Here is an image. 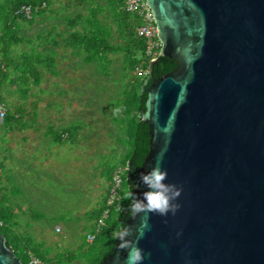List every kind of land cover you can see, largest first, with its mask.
Masks as SVG:
<instances>
[{"label":"water","instance_id":"1","mask_svg":"<svg viewBox=\"0 0 264 264\" xmlns=\"http://www.w3.org/2000/svg\"><path fill=\"white\" fill-rule=\"evenodd\" d=\"M146 1L162 47L141 84L150 149L132 190L159 165L183 191L175 213L129 215V238L143 231L142 264H264V0ZM158 57L177 67L155 77ZM119 243L100 264H129ZM0 264H24L2 232Z\"/></svg>","mask_w":264,"mask_h":264},{"label":"rangeland","instance_id":"2","mask_svg":"<svg viewBox=\"0 0 264 264\" xmlns=\"http://www.w3.org/2000/svg\"><path fill=\"white\" fill-rule=\"evenodd\" d=\"M70 1L54 0L52 10L57 18L37 17L20 35L40 43L39 38L46 37L48 29L64 30L61 15H75V10H81L73 5L65 8L64 3ZM13 48L23 51L28 46L24 43ZM56 50L57 74L44 71L39 83L28 84L12 76L8 91L1 90L7 112L21 109L25 114L12 126L0 124L1 196L7 195L5 205L14 211L24 208L33 218L31 226L39 225L14 231L33 237L46 254V264H93L106 237L94 244H89L86 237L98 218V208L105 204L111 170L122 167L118 159L124 149L116 141L117 126L105 106L108 96L96 93V86L105 77L71 49L60 45ZM109 58L112 70L123 65L120 53L109 54ZM27 86L25 95L22 89ZM76 121L83 126L78 150L76 139L68 143L54 139L62 128ZM120 192H126L124 183ZM29 215L26 218L31 220ZM114 217L107 221L109 226ZM56 225L63 229L61 233L55 232ZM49 254H54L56 261L47 259Z\"/></svg>","mask_w":264,"mask_h":264},{"label":"trees","instance_id":"3","mask_svg":"<svg viewBox=\"0 0 264 264\" xmlns=\"http://www.w3.org/2000/svg\"><path fill=\"white\" fill-rule=\"evenodd\" d=\"M70 2L67 5L64 3L65 8L73 5L80 7L81 10H75V15H61L65 29L57 32L53 28L48 29L47 36L39 38L41 42L38 43L20 34L24 27L34 24L37 17L57 18V13L52 10L54 0H0V93L1 90L8 91L7 84L13 82L12 76L16 81L28 84L30 81L39 83L44 71L57 74L56 48L60 45L71 49L72 53L81 57L86 65H94L96 72L105 77L104 81L96 86V93L107 94L105 106L106 109H110L112 120L117 126L116 141L124 149L121 159L118 160L120 166L126 168L123 183L127 191L134 183V175L141 168L150 149L149 127L139 116L140 111L145 109L146 94L141 90L144 78L137 75L136 67L149 68V62L143 59L145 43L136 34V29L141 24L140 19L136 14L125 10L126 0ZM24 6L31 7L30 17L22 11ZM24 43L28 49L17 51L13 48ZM113 53H120L123 56V65L116 71L112 70V61L109 58V54ZM176 67L175 60L158 57L153 73L155 77H160ZM22 92L27 95L29 87L22 89ZM2 99L5 102L3 95ZM116 108H120L121 111L115 113ZM24 115L21 109L13 114L8 111L0 124L12 126L15 121L22 120ZM82 127L78 122L73 123L62 128L54 139L59 143H68L77 138ZM115 168L110 172V184ZM7 199V195L1 196L0 189V203L2 201L4 203L0 204V219L3 221L0 232L7 237V244L24 264H28L30 253L45 262L46 254L33 237L14 231L11 223L14 213L10 209L11 206L5 205ZM122 199L121 209L113 210L107 219L110 220L115 214L112 225L109 226L107 222L93 242L94 244L100 237H106L103 248L96 254L93 264H100L113 252L116 244L114 230L125 227V220L130 215L128 213L130 200L125 198V195H122ZM105 204L98 208V217Z\"/></svg>","mask_w":264,"mask_h":264},{"label":"clouds","instance_id":"4","mask_svg":"<svg viewBox=\"0 0 264 264\" xmlns=\"http://www.w3.org/2000/svg\"><path fill=\"white\" fill-rule=\"evenodd\" d=\"M114 111L119 113L121 109L116 108ZM167 178V169L159 165L146 172H141L140 179L147 190L140 197L132 190L135 187V184H132L131 188L125 192V198L130 200L128 213L133 217L141 212H155L164 216H167L169 211L175 213L181 207L177 198L181 195L183 189L174 183L168 182ZM130 232L129 227H123L114 230V236L120 241L118 246L121 249L129 250L127 257L129 264H142L145 255L144 250L138 246V241L140 236L143 235V231L135 239L129 238Z\"/></svg>","mask_w":264,"mask_h":264},{"label":"built area","instance_id":"5","mask_svg":"<svg viewBox=\"0 0 264 264\" xmlns=\"http://www.w3.org/2000/svg\"><path fill=\"white\" fill-rule=\"evenodd\" d=\"M125 10L136 14L140 19V25L136 29V34L141 38L144 43V55L143 59L147 60L149 63L155 57H157L161 50V41L158 37V29L155 24L154 14L149 7L146 0H126ZM22 11L28 16H31V7L24 6ZM136 73L139 77L146 78L149 74V68L136 67ZM7 113V107L2 99L0 93V122ZM126 168L120 167L116 169L112 176V181L109 187V192L106 199L105 208L101 215L97 218L91 231L87 234L86 240L88 243H93L97 234H99L103 228L106 226L107 219L110 213L115 210L119 211L122 207V195L120 188L123 184V176L125 175ZM3 221L0 219V226ZM28 264H45V262L38 256L30 253Z\"/></svg>","mask_w":264,"mask_h":264},{"label":"crops","instance_id":"6","mask_svg":"<svg viewBox=\"0 0 264 264\" xmlns=\"http://www.w3.org/2000/svg\"><path fill=\"white\" fill-rule=\"evenodd\" d=\"M76 122H78V121H76ZM82 129H83V127H82ZM75 145L77 146V150H78L79 149V145H80L79 144V134H78V136L76 138ZM49 163H51L52 165L55 164V162H53V161H49ZM109 184H110V181H108V184H107L108 187H109ZM0 186H1V183H0ZM10 209L14 213V216H13V218L11 220L12 227L21 228V229L38 228V226H39L38 224H35V225L31 226L30 223L33 222V218L28 213H26V210L24 208H23V211L22 210H18V209L16 211H14L13 208H10ZM28 215L31 217V220L26 218V216H28ZM62 231H63V229L61 228V226L60 225H56L55 232L56 233H61ZM18 233L25 234V232H23V231H20ZM26 234H28V233H26ZM47 259L55 260L54 254H52V255L49 254Z\"/></svg>","mask_w":264,"mask_h":264}]
</instances>
